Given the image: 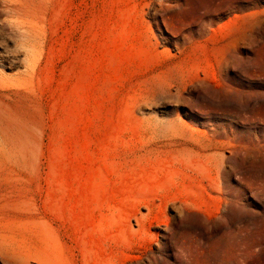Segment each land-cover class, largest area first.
Segmentation results:
<instances>
[{
    "label": "rangeland",
    "instance_id": "374dc122",
    "mask_svg": "<svg viewBox=\"0 0 264 264\" xmlns=\"http://www.w3.org/2000/svg\"><path fill=\"white\" fill-rule=\"evenodd\" d=\"M0 86V264H264V0H0Z\"/></svg>",
    "mask_w": 264,
    "mask_h": 264
},
{
    "label": "bare ground",
    "instance_id": "6f19581e",
    "mask_svg": "<svg viewBox=\"0 0 264 264\" xmlns=\"http://www.w3.org/2000/svg\"><path fill=\"white\" fill-rule=\"evenodd\" d=\"M8 13L18 17L16 28L25 41V46L29 49L34 47L36 44L35 25L30 13H24L21 6L18 7L11 2ZM30 51L32 52L28 50L26 54L28 55ZM11 100V93L0 86V166L25 167L31 163L33 158V127L10 110ZM3 253L10 262L16 263L21 259L14 251L5 250Z\"/></svg>",
    "mask_w": 264,
    "mask_h": 264
}]
</instances>
